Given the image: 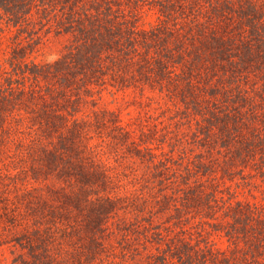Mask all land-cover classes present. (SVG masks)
<instances>
[{
  "label": "trees",
  "instance_id": "trees-1",
  "mask_svg": "<svg viewBox=\"0 0 264 264\" xmlns=\"http://www.w3.org/2000/svg\"><path fill=\"white\" fill-rule=\"evenodd\" d=\"M0 46L7 264H264V0H0Z\"/></svg>",
  "mask_w": 264,
  "mask_h": 264
},
{
  "label": "rangeland",
  "instance_id": "rangeland-1",
  "mask_svg": "<svg viewBox=\"0 0 264 264\" xmlns=\"http://www.w3.org/2000/svg\"><path fill=\"white\" fill-rule=\"evenodd\" d=\"M7 34L8 32L4 33V35ZM62 45H63V39L61 37H51L48 42H46L39 48V50L36 52L35 58L41 60L52 59L58 54ZM0 53H1V48H0ZM215 239L218 240L217 242L219 244L223 243L221 242L222 239L220 240V238L218 237H216ZM9 256H11L9 248L6 245L4 246L0 245V264H7L9 262Z\"/></svg>",
  "mask_w": 264,
  "mask_h": 264
}]
</instances>
